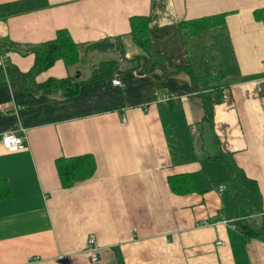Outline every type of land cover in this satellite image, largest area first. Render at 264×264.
<instances>
[{
	"label": "crops",
	"instance_id": "obj_1",
	"mask_svg": "<svg viewBox=\"0 0 264 264\" xmlns=\"http://www.w3.org/2000/svg\"><path fill=\"white\" fill-rule=\"evenodd\" d=\"M259 9L264 0H0V44L19 47L8 62L28 72V47L66 29L81 45L79 62L59 60L36 82L82 83L73 97L0 83V264H264V238L234 228L242 221L264 236ZM222 14L224 24L196 35L180 26ZM133 16L151 17L149 72L137 66L146 55L130 34ZM104 63L116 64L92 80ZM182 67L194 79L173 73ZM217 87L221 102L212 101ZM22 128L26 147L7 151L3 135ZM83 155L95 157L94 175L63 188L56 160ZM227 159L254 183L237 180ZM182 174L197 191L173 193L168 178ZM223 219L237 220L216 224Z\"/></svg>",
	"mask_w": 264,
	"mask_h": 264
},
{
	"label": "trees",
	"instance_id": "obj_2",
	"mask_svg": "<svg viewBox=\"0 0 264 264\" xmlns=\"http://www.w3.org/2000/svg\"><path fill=\"white\" fill-rule=\"evenodd\" d=\"M264 9L256 10L255 17L260 20L261 13ZM225 14L215 15L210 17H204L201 19H195L190 21H184L180 26L192 34H199L209 28L217 25H222L225 22ZM151 17L150 16H133L130 19L131 25V36L134 42L145 52L146 56L136 57L137 66L139 68H144L145 71L149 72L153 70L157 63L154 60L148 59V56H152L151 51V35L150 27ZM19 50V47L14 45H2L0 44V57L3 60L0 65V83L8 79L11 81L21 82L29 91L33 92H45L52 93L56 91L62 92L66 97H73L79 93L82 86L81 82H78L76 77H67L63 79L50 78L43 83L36 82V78L43 72L49 70L55 65L59 60H62L67 68L76 65L80 60V47L81 45L76 43L70 32L66 29L57 31L56 38L36 45L34 47H28V53H32L35 57L34 64L28 72H22L14 65L8 62L6 59L7 54L12 50V48ZM99 47L103 48L106 45L104 42L89 44V47ZM27 53V52H26ZM25 52L23 54H26ZM116 63H104L102 65V71L99 74H95L92 80L105 73L106 69L112 70ZM105 70V71H104ZM186 71L194 79V73L190 67L177 68L174 74L180 73L181 71ZM107 72V71H106ZM216 99L213 102H221L223 99L222 91L220 87L216 88ZM213 102L209 101L207 103V116L211 113ZM208 119V117H207ZM222 158V157H219ZM220 160V159H219ZM230 165V170L235 171L237 180L241 181H254L247 178L245 173L232 164L230 159H227ZM56 168L59 175V179L63 188L67 189L72 187L75 183L85 181L91 178L97 168L96 159L92 155H83L76 157H60L56 160ZM168 183L175 194L185 195L191 192L197 191V187L192 181L190 175H171L168 178ZM255 186V185H254ZM249 193L254 194L258 192L257 186L252 188L248 186ZM1 189V187H0ZM8 196V195H7ZM242 197V196H241ZM240 199V196H239ZM240 232L249 238H264L262 233L256 232L247 225L243 224L242 221H237L236 225Z\"/></svg>",
	"mask_w": 264,
	"mask_h": 264
},
{
	"label": "built area",
	"instance_id": "obj_3",
	"mask_svg": "<svg viewBox=\"0 0 264 264\" xmlns=\"http://www.w3.org/2000/svg\"><path fill=\"white\" fill-rule=\"evenodd\" d=\"M3 62V61H2ZM262 65L264 66V61L262 63ZM7 82L8 79H7ZM114 84L115 85H119L121 84V82L119 80H114ZM161 101H169L172 99L171 95H163L160 98H158ZM0 109L4 112L5 109L3 106H0ZM128 121V119L124 116L122 119L123 124H126ZM2 145L3 147L9 151V152H18L22 149H24L26 147V142H25V130L19 129L18 131H11V132H7L3 135L2 137ZM225 187L224 186H220V189L223 190ZM237 219H223V221L218 220L216 221V224H230L235 222ZM210 223L207 221L203 222V226H207ZM234 228H236V226H234ZM87 242L90 246V252H97L98 251V247L96 246V240L94 237H89L87 239ZM98 259L97 256H94L91 258L92 262H96Z\"/></svg>",
	"mask_w": 264,
	"mask_h": 264
},
{
	"label": "rangeland",
	"instance_id": "obj_4",
	"mask_svg": "<svg viewBox=\"0 0 264 264\" xmlns=\"http://www.w3.org/2000/svg\"><path fill=\"white\" fill-rule=\"evenodd\" d=\"M215 81V79H213V80H211L210 81V86H212V83ZM197 140V143H198V145H199V149H201V151L202 152H204V148H202V146H203V144L205 143V140H203L202 139V137H199V138H197L196 139ZM231 160V159H230ZM214 184H216L215 186L213 185V188H215V187H217V184L218 183H214ZM225 185H227V183H225ZM239 191H240V189H238ZM238 191V193H240V200H242L243 199V196H242V192H239ZM242 196V197H241ZM260 219H264V218H261V217H259ZM252 221H254V220H252ZM264 221V220H263ZM88 243V242H87Z\"/></svg>",
	"mask_w": 264,
	"mask_h": 264
}]
</instances>
